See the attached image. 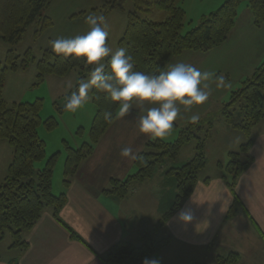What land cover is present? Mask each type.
Instances as JSON below:
<instances>
[{
  "label": "trees",
  "instance_id": "obj_1",
  "mask_svg": "<svg viewBox=\"0 0 264 264\" xmlns=\"http://www.w3.org/2000/svg\"><path fill=\"white\" fill-rule=\"evenodd\" d=\"M180 1L130 0L132 8L126 11L127 23L118 47H125L133 56L137 70L158 72L165 68L171 57L183 51L205 52L221 44L235 24L237 7L241 1L246 2L256 26L264 23V0H225L215 10L203 15L196 25L183 31L186 13ZM51 2L52 0H0V40L10 46L4 60L0 61V140H7L13 149L6 175L0 183V237L9 234L11 246L20 249H25L28 245L22 238V232L35 225L46 207L52 208L53 217L69 231L72 238L83 242L59 217V211L66 202V195L64 191L59 194L52 192L56 153L46 160L42 168L35 167V163L45 157V142L37 132L41 122L40 100L15 101L9 105L2 95L5 74L8 71L24 70L33 61L36 62L34 85L41 83L47 75L63 77L71 71L77 74L73 86L80 78L85 77L88 69L84 67L82 58H64L62 54L57 55L49 49L43 50L36 60L30 48L22 55L15 53V44L30 24H37L35 35L41 34L52 25V19L43 14ZM125 3L126 0H106L95 10L105 16L112 9L125 10ZM152 10H164L167 16L156 21L144 15ZM89 30L90 27L87 31ZM108 41L107 37L106 42ZM72 91H75V87L69 89L61 101H54L58 111L65 110L66 97ZM90 95L95 105V114L89 129L90 140L78 147L66 145L63 167L65 186L69 184L82 160L92 153L94 145L111 125L104 120V112L111 111L115 115L117 111V105L105 94L93 91ZM236 111L240 114L239 119L234 117ZM221 117L233 129L243 131L246 137L236 149L228 153L226 164L218 165L222 178L233 192V202L226 213V217H229L240 204L235 195L237 179L252 161L251 130L256 123L264 119V59L243 80L240 87L231 92L228 101L222 103ZM51 118L46 122L50 128L54 126ZM173 124L176 126L174 122ZM203 125L200 121L189 122L179 130L177 138L170 142L158 138L148 140L145 149L139 151L138 159L134 160L135 173L125 179L111 178L109 187L103 191L118 197L125 196L133 182L150 177L167 161L166 159L175 158L180 148L191 138H195L192 157L181 165L167 169V173L175 178L176 189L172 206L159 219L161 225L193 191L198 173L206 165L204 139L195 134V130L202 129ZM141 160L145 163L141 164ZM140 237L139 245L127 240L117 241L101 259L105 264H143L145 258L152 259L153 253L164 248L170 238L165 236L157 239L148 232H141ZM216 258L214 264H235L238 255L229 252L226 256ZM9 264H18V261L12 258ZM190 264L209 263L192 261Z\"/></svg>",
  "mask_w": 264,
  "mask_h": 264
},
{
  "label": "crops",
  "instance_id": "obj_2",
  "mask_svg": "<svg viewBox=\"0 0 264 264\" xmlns=\"http://www.w3.org/2000/svg\"><path fill=\"white\" fill-rule=\"evenodd\" d=\"M117 10L125 12L112 9L106 15ZM122 26L125 30L124 22ZM228 38L217 46L225 44ZM208 51L193 53L206 54ZM176 56L166 62L165 68L177 62L179 56ZM255 67L242 73L238 81L242 83ZM14 72L17 71L9 73ZM220 73L226 76L225 85L230 82L227 67L217 70L216 77L221 76ZM76 79L77 74L70 72L63 77L47 75L43 81L57 88L54 102L63 98L70 89L69 84L74 85ZM217 103L222 102L217 100ZM140 113L141 109L134 105L129 114L114 119L94 145L92 153L79 164L69 184L62 183L59 188L58 192L64 191L66 195L59 217L83 242L72 238L53 217L52 208L46 207L35 225L22 232L27 248L12 247L9 234L0 237V264H9L12 258H16L18 264H105L101 256L114 243L127 240L139 245L141 232H148L157 239L170 237L168 244L152 255V259L159 260L160 264H190L192 261L214 264L216 257L226 256L229 252L238 255L235 264H264V119L251 130L252 161L235 185V195L240 202L235 213L226 217L233 202V192L222 178L218 167L222 162L217 160L206 163L198 173L193 191L160 225L161 215L172 206L175 197V178L167 173V169L182 163L176 160L164 163L150 177L133 182L123 197L103 191L109 187L111 178L125 179L136 171L134 160L122 157L120 152L124 147H130L133 153L145 149L149 139L138 131ZM234 149L228 148L227 154ZM11 158L12 151L7 167ZM52 192L59 194L53 189ZM182 213L191 219L183 220Z\"/></svg>",
  "mask_w": 264,
  "mask_h": 264
},
{
  "label": "rangeland",
  "instance_id": "obj_3",
  "mask_svg": "<svg viewBox=\"0 0 264 264\" xmlns=\"http://www.w3.org/2000/svg\"><path fill=\"white\" fill-rule=\"evenodd\" d=\"M105 1L52 0L43 12V14H47L52 19V25L41 34L35 35L37 24H30L22 38L15 44V53L22 55L26 49L30 48L36 60L41 56L43 50L49 49L53 51L49 46L50 41L60 37H73L85 34L89 28V25L85 22V17L90 13L100 14L99 10L97 9L96 13L93 7H100ZM224 1L181 0L180 4L186 13L183 31L196 25L203 15L215 10ZM124 6L125 12L117 10L105 15L109 32L108 43L112 48H117L118 46L121 37L119 35L122 29L124 30L122 23L124 22L126 26V11L132 8L130 0H126ZM144 15L159 21L167 16V12L164 10H152ZM228 34L229 38L225 44L213 47L206 54L197 55L193 53L194 51H183L177 55L179 58L176 63H189L201 71L213 73L209 80L204 82L207 84L205 90L209 91L210 95L206 102L201 105H194L191 111H185L184 107L181 106V115L174 121L176 127H173L166 137L158 138L166 142L173 141L177 138L179 130L188 125L190 117L198 114L200 117L199 121L204 125L202 129L195 130V134L204 139V154L206 163L209 162V164L220 160L225 165L229 159L226 152L227 149L231 147L236 149L237 143L241 139L246 138L243 131L226 125L221 117L220 105L228 101L232 89L235 90L240 87L241 83L238 79L243 75L242 73L251 71L252 68L250 67L258 65L264 57V23L259 26L253 23V17L245 1H241L238 4L236 21ZM9 48L10 46L6 42L0 40L1 62L4 60L5 53ZM221 67L229 69L230 82L226 86L218 88L213 77L214 75L216 77L217 70ZM9 72L12 71H8L5 74L2 94L7 104L10 105L15 101L33 102L37 99L41 102L39 109L41 122L37 127V132L39 137L45 142V157L37 161L35 167L42 168L46 160L56 153L52 189L54 192L59 193V188L63 183L66 145L77 147L83 142L90 140L89 129L95 114V105L90 99L84 107L75 113L66 110L63 112L58 111L55 108V102L61 101L62 98L53 102L57 88L46 83L47 81L34 85L36 75L35 61L31 62L24 70H17L14 73ZM223 73L220 74L226 81V76ZM217 100L222 103H217ZM234 117L239 119L240 114L238 111L235 112ZM50 118L54 122V126L51 128L46 125L47 120ZM194 147L195 138H191L180 148L175 158L166 159L165 163L175 160L177 163L186 162L194 154ZM12 150V146L7 140H0V183L6 175V163ZM208 167L213 170L210 165Z\"/></svg>",
  "mask_w": 264,
  "mask_h": 264
},
{
  "label": "clouds",
  "instance_id": "obj_4",
  "mask_svg": "<svg viewBox=\"0 0 264 264\" xmlns=\"http://www.w3.org/2000/svg\"><path fill=\"white\" fill-rule=\"evenodd\" d=\"M90 30L73 37H60L50 41V47L57 55L83 59L88 71L79 79L70 95L66 97L64 109L75 113L84 107L93 91L102 93L117 105L115 115L104 112V120L112 123L114 119L129 114L134 105L141 109L138 118V131L149 140L166 137L174 127L173 122L181 115V106L191 111L194 105H201L209 99L207 84L213 75L201 71L192 64L179 62L167 66L158 72H144L136 69L134 58L125 47L115 51L106 42L109 36L106 17L103 14L90 13L85 17ZM217 87H224L225 79L217 76ZM145 105H149L145 107ZM198 114L192 115L190 121L198 123ZM120 155L132 160L138 159L130 147L121 149ZM141 164L145 162L140 161ZM185 221L191 219L181 214ZM143 264H160L157 259L145 258Z\"/></svg>",
  "mask_w": 264,
  "mask_h": 264
}]
</instances>
